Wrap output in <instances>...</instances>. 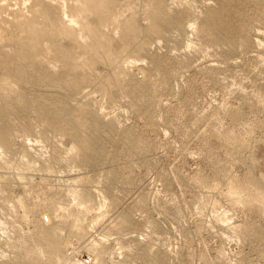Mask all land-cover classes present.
I'll list each match as a JSON object with an SVG mask.
<instances>
[{
	"label": "rangeland",
	"instance_id": "374dc122",
	"mask_svg": "<svg viewBox=\"0 0 264 264\" xmlns=\"http://www.w3.org/2000/svg\"><path fill=\"white\" fill-rule=\"evenodd\" d=\"M111 2L115 25L77 15L104 49L59 37L38 2H0V23L54 35L0 43V264H264V0ZM55 102L68 123L40 115Z\"/></svg>",
	"mask_w": 264,
	"mask_h": 264
},
{
	"label": "bare ground",
	"instance_id": "6f19581e",
	"mask_svg": "<svg viewBox=\"0 0 264 264\" xmlns=\"http://www.w3.org/2000/svg\"><path fill=\"white\" fill-rule=\"evenodd\" d=\"M2 1L0 0V2H2ZM24 1H26V0H24ZM28 1H30V0H28ZM33 1L40 3V6L39 7L40 8L42 7L41 8L42 9V12H43V14H45L44 16H46L44 19L45 20L47 19V21L49 23L48 25L51 26L52 24H55L56 25L57 34L59 33V35H60L59 37L64 38V39L70 41V43L73 44L74 47L76 46L78 48H81L82 46H87V48H88L90 45L94 44V45H98V46L100 45L104 49L108 45V41H105L106 38H104L105 37L104 35H103L104 37L102 36V33H101V36L96 37L95 35H93L94 32H92L94 30H91L88 27H85L86 34L88 35L86 37H88V38L87 39L84 38L82 36V33H81V27H78L77 26V15L83 14V13H85L87 11V12H90V14H92L94 16H97V17L99 15H101L103 17V19H104L103 20L104 22L109 23L110 25H115V21L111 19V17L112 18L114 17L113 12L109 13V11L112 10V2H111V0H83V2L85 4V9H81L83 7H81L79 5L81 8L80 9H76V10L75 9L74 10L72 9L73 12L72 11H71L72 13L70 12V16L69 17H67L68 15H66V12H64V10L62 9V6H64V4L62 5L61 3H57L55 0H33ZM78 1H76V2H78ZM62 2H63V0H62ZM81 2L82 1L80 0V3ZM78 3H77V5H78ZM82 3H81V5H82ZM84 4L82 6H84ZM36 7H37V5H36ZM156 7H157V9L155 10L153 16L154 17H157L158 16V18H159L160 17L159 15L161 14V12L163 10V7H164L162 1H160L158 3V6H156ZM6 8H7V6H5V5L2 6L0 4V10L6 9ZM36 10L38 11L39 8L38 9L36 8ZM42 12H39V13L42 14ZM34 13H36V12H34ZM215 14L213 15V18H215ZM16 16L17 15H15V17ZM13 17H14V15H13ZM15 17L13 18L14 20L12 19V21L4 20L2 23H0V43L3 40L16 41L20 45H25L26 47L29 48V45L26 43V41H29L31 43L32 41L35 42L37 40V41H40L39 43H41L44 40H45L44 42H46V39H49L50 40V39L54 38L53 37L54 35L52 36V34H49V33H46V32H41V31H37L34 28V25L31 26L32 24L26 23L28 20L25 22V20L24 21L23 20H17L18 17L16 19H15ZM66 18H67V20H66ZM173 20H175V19H173ZM173 20H171V21L168 20L169 21V24H171L172 22L175 23ZM0 22H1V20H0ZM42 24H44V22ZM128 24H131L132 25L133 23L132 22H128L127 25ZM216 24H218V23L212 24L211 21H210V22H208L207 26L209 25V26L212 27V29H211L212 32H213L214 29L217 30L218 32L222 31L221 30V27H219L218 25L216 26ZM35 25H37V24H35ZM39 26H41V25H39ZM39 26H38V28H39ZM44 26L46 27V25H44ZM17 29L21 30V33L18 30L17 33L18 32L19 33L17 34L15 32V30H17ZM95 32H97V31L95 30ZM135 32H136V28L134 26H132L131 29L129 30V34H131V36H134ZM99 34L100 33H98V35ZM107 39H108V37H107ZM223 40H227V41L229 40L228 42L232 41L231 38H230V36L227 37L226 39H223ZM3 42H5V41H3ZM85 48H82V49H85ZM49 49H51V47ZM55 50L56 49H54L53 52ZM45 53H48V49H47V47L44 44H42L41 45V48L37 52H33L32 53L30 51H27L25 53V57L29 61L40 60V61L43 62L46 59V58H44V56H46ZM37 55H43V57L37 56ZM47 58H49V57L47 56ZM64 64H66V62H64ZM5 65H6V63H4V66ZM13 72L16 73L17 75H21L20 69H14ZM33 75H34V73H25L24 72V77H25L26 80H33ZM51 101H54V99L51 100ZM60 104H61V102H55L52 105L50 104V106L47 105L48 106L47 109H43L44 108V106H43L42 107V113L41 112H39V113H40V115H42L43 117H45L46 111L47 110L51 111V109H50V107H51L53 110H56V113H54V111L52 110L54 114H52V118H50V119L53 122L56 121V120H58V121L60 120L61 122H64L66 124V123H68V117H67V114L64 111V109L62 110ZM31 105H32L31 102H29V100H26L23 103V108L22 109L28 108ZM6 112L7 111L0 109V119H2V117L4 118V116H6ZM47 115H49V114L47 113ZM90 122H91V124L93 126L91 135L89 137L90 153L85 158V161H84L85 163H88V164H92L91 162L94 163V161H96V159H98L96 156H99L100 155L99 157L101 159L102 154H104V151L102 149L103 147L101 145L102 144V142H101L102 138H100L97 135V130H98V127H99V121L96 120V118L91 117ZM6 135H7V127L6 126H3V125H0V144H4L5 143Z\"/></svg>",
	"mask_w": 264,
	"mask_h": 264
}]
</instances>
